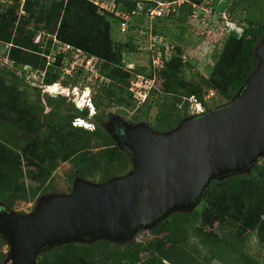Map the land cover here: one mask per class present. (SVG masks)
<instances>
[{"label": "trees", "instance_id": "16d2710c", "mask_svg": "<svg viewBox=\"0 0 264 264\" xmlns=\"http://www.w3.org/2000/svg\"><path fill=\"white\" fill-rule=\"evenodd\" d=\"M10 1L7 6L5 3L0 5V48L10 44L4 52L7 64L0 68V204L6 210L12 208L15 199L29 201L38 196L55 169L54 160L61 151L64 152L62 158L70 159L79 178L84 180L83 172L90 168L86 157L90 148L89 140L83 143L82 129L86 130L83 131L85 136H92L99 130L96 122L90 132L87 126H71L75 118L86 119L88 107L83 110L76 108V117L59 115L57 119L42 118L41 110H36L39 105L43 108L41 100H37L36 107L29 101L23 68L28 66L31 70L44 73L41 80L44 87L58 86L56 83L71 85L76 77L73 75L83 71L90 82L97 84L98 91L103 90L100 105L128 107L130 102L133 104L136 101L128 92L130 74L122 68V54L135 52L146 38L139 37L137 31L147 30L143 16L147 8L154 6L153 3L143 2V8H140L135 0H98L114 3L130 13L136 12V15H131L132 21L128 22L127 30L128 33L135 30V33H127L125 41L121 42L112 37L113 28L118 30L119 19L91 0ZM187 1L181 6L179 14L159 18L151 25L154 35L168 37L176 43V55L165 61L159 70L150 68L143 74L154 78L156 83V89L147 99L153 96L156 102L159 98L172 96L176 102L184 98L187 104L192 98L205 111H210L217 105L209 106L210 98L205 99L209 90H215L229 102L255 69L254 49L257 44L264 43V16L243 19L239 37L233 33L226 34L220 26L216 32H205L206 36H203L205 33L200 34L202 47H196L199 55L202 50L203 61L215 56V64L206 78L194 74L190 81H186L179 77L181 67L192 65L182 64V49L176 40L184 35L183 24L192 11L191 3L199 4L206 0ZM211 2L214 6V0ZM235 3L232 1V8L236 7ZM21 10L26 12V16L17 14ZM217 31L219 38L215 39ZM37 37L40 39L36 42ZM66 45L79 50L85 58H93L95 73L80 67L71 76L63 74V57L69 52L62 51ZM193 55L196 56V53ZM47 56L50 57L49 64ZM21 85L25 86L23 90ZM65 88L70 90V87ZM33 92L37 97L40 93L45 95L46 105L51 111L54 109L53 99L47 97L49 93L41 87L33 88ZM169 107L170 104L165 103V109L155 114L154 131H170L190 116L189 110L173 120L168 114ZM103 132V146L106 148L99 150V159L106 158L109 166L104 168L101 182L127 171L125 168L113 170V163L118 164L121 160L130 167L131 161L127 153L115 145L111 135L106 130ZM82 153H85V158ZM24 168L29 170V175L32 172L30 180L34 185L27 186L21 179ZM258 168L255 165L249 173L211 181L203 191L197 208L170 214L148 230L154 236L147 243L132 237L122 250H114L119 242H113L115 245L111 250L108 246L112 243L105 239L85 245L69 242L40 252L34 264H211L212 261L261 264L243 249L250 235L255 236L264 248V179ZM4 243L0 237V247ZM3 257L0 255V264L6 263L7 255L4 260Z\"/></svg>", "mask_w": 264, "mask_h": 264}, {"label": "water", "instance_id": "95a60500", "mask_svg": "<svg viewBox=\"0 0 264 264\" xmlns=\"http://www.w3.org/2000/svg\"><path fill=\"white\" fill-rule=\"evenodd\" d=\"M254 56L255 69L227 104L170 131L112 119L105 130L132 163L124 176L101 184L77 178L69 194L41 198L23 216L0 204L5 264H34L40 252L69 242L129 240L174 212L191 211L211 181L249 173L264 155V43Z\"/></svg>", "mask_w": 264, "mask_h": 264}, {"label": "rangeland", "instance_id": "374dc122", "mask_svg": "<svg viewBox=\"0 0 264 264\" xmlns=\"http://www.w3.org/2000/svg\"><path fill=\"white\" fill-rule=\"evenodd\" d=\"M9 1L0 0V5H3L2 3H5V6H7L9 5ZM135 1L138 3L137 5L140 8L141 6H143L142 3L144 2V0H135ZM232 1H235L237 3V4L235 3L236 4L235 8H232L231 6ZM10 2L12 3L14 1L11 0ZM214 6H215V14L211 16V14L205 13L204 21H202L201 18L199 17L196 19L193 18V20L187 18L186 23L183 24V26L185 25L184 35L180 37L181 41L180 38L179 40H176L178 47L182 49V53L180 55V60L182 64H191L193 66L192 67L187 65L185 67H181L179 77H183L186 81H190L194 74H198L199 76L206 78L209 75V72L211 71L213 65L215 64V60H216L215 56L212 59H207L206 61H203L202 55L204 54V52L202 50H201V54L199 55L200 51L196 47H200V48L202 47V43L200 42L202 38L200 37V34H204L205 32H210V33L216 32L218 26H220L219 28L222 31H224V29L227 28V26H230L231 30H233L232 33L236 36H239L242 33V29L244 25L242 23L243 19L252 16L260 17V18L264 16V0H214ZM222 12H225V14L228 16V20L230 21L227 25L223 20H219ZM17 14H19L20 16H26V12L24 10L22 12H17ZM214 15L217 16L218 19H215ZM143 20H144L143 22H145L144 25L147 24L148 28L151 29L150 21L147 22L144 16H143ZM208 20H211V22H208ZM129 21L130 22L132 21L131 18L129 19ZM150 29H147V31ZM128 31L127 32L125 31V33L120 32L119 35L118 33L119 31L117 30L116 27H114L112 30V37L115 40H120L121 42H124ZM132 33H135V30H131L128 34H132ZM203 36H206V33ZM216 38H219L218 31L215 36V39ZM193 46L195 48H193ZM138 47H141L142 49L136 48L135 52H131V53L124 52L122 54V61H121L122 68L130 74V76L128 77V85H129V80H131L132 77L146 74L150 68L153 69V65L151 62L152 58L158 56L157 50L149 49L147 38H144V40L140 42ZM188 53L191 55H188ZM193 53H196V56L193 55ZM170 54L171 56H173V54L176 55L175 50L168 53V56ZM182 57H184V59ZM198 57H200L199 61L197 60L199 59ZM64 66L65 64L62 63V68H64ZM84 73L85 72L81 71L76 75H73V77L74 76L76 77H74L75 80L71 85L70 83H66V84L60 83V85L56 83L58 87L61 88L70 87V90L67 93L60 92V94L57 93L56 95H47V97H51L53 99L52 104L54 109L52 111L50 110L49 106L46 105V96L40 93V97H37L36 94L33 92V88L36 87H30V85H28L26 89L29 95L28 96L29 101L34 105V107H36L37 100L38 99L41 100L43 108L41 109V105H39V107H37L36 110H41L42 118L49 117L48 119H52V118L57 119L59 115H64V116L71 115L76 117L78 116L77 112L75 111L76 108H78L79 110H83L85 108V105L89 103L88 102L89 99L90 101L92 99L94 100V103L92 101L93 107L87 111L86 119H82L81 117L79 118L74 117L75 119L72 120L71 126L74 127L77 126L75 123H73L74 121H76L78 122L79 125L80 124L87 125L88 130L90 132L95 127L94 124L96 122V125L98 126L99 130L96 133L92 134V136L88 134L87 136H85V132L83 131L86 130L82 129L81 138H83V143L85 144V141L88 142L89 140V148H90L89 153L86 156L90 168L86 169V173L84 171L83 174L85 176L84 181L93 184H101L104 183L101 182V179L103 178L105 173L104 168L106 166H107L106 168H108L109 163L106 158L101 157V159H99V156H101L99 150L106 148V146L105 147L103 146L104 143L103 131H105V126L108 125L112 121V119L114 118L120 119L122 121L134 125L142 123V124H146L149 128L152 129L155 123L154 116L159 110L165 109V103L170 104V107L168 108V114L173 118V120H176V118H178L179 116H183V114L189 112L190 106L188 105V103L187 104L185 103L186 101H184L185 100L184 98L176 102L174 101V98L172 96H168V97L159 98L156 102H154L156 98L152 96L146 99V101L141 104L137 102H133L132 104L130 102L129 103L130 106L125 108L116 105H110L108 107H104V105H100L99 103L103 99L102 98L103 90L98 91L97 84H93L94 82H90L89 81L90 79L87 78L88 77L87 74ZM107 83L108 81L106 82V84ZM24 85H21V90L24 89L25 87ZM210 92L212 96H210V102H208L209 106L217 105L218 107L228 103L215 90L208 91L206 96ZM189 113L191 115V110ZM78 119H80V121H78ZM82 154L84 155L85 158V153ZM63 156H64V152L61 151L60 155L55 158L54 160L55 169L52 171L51 175L46 179V181L44 182V186L42 187L41 191L39 192L38 196L35 199L29 201L15 199L12 202V208L11 209L7 207L6 208L13 211L17 215L23 216L32 213L36 209V206L41 198L69 194L72 191L75 179L77 178L80 179V178L71 160L63 159L62 158ZM129 165L130 167L127 166L124 162H121L120 160L118 161V164L113 163L112 169L113 170H116L117 168L127 169V171L123 175L122 174L119 175V176H124L132 169L131 161ZM255 165L259 167L258 172L262 175V178L264 179V155L257 158L252 168ZM28 171L29 170L25 168L23 169V175L21 179L24 181V183L27 186L34 185L35 183L30 180L32 172L30 171V175H29ZM36 171H38V169H36ZM36 171L34 172L37 175L38 172ZM119 176L117 175V177ZM237 186L239 185L237 184ZM197 207L198 205H196L194 208ZM216 226L217 224L214 225V228H216ZM147 231L148 230L145 229H142L141 231L138 230L137 231L138 233L136 232L135 236L133 237L137 241L147 243L148 240L153 235L152 233H150L149 231L148 233ZM128 241L131 242L130 239L120 241L119 242L120 244L117 243V246L115 247H114L115 244L109 241L112 244L109 245L108 248L112 250V248L114 247L115 248L114 250H122L123 245ZM96 242L97 240H94L89 242L88 244H93ZM76 244L85 245V243H76ZM243 249L248 255L257 258L261 264H264V248L257 242L255 236L250 235L248 237V239L244 243ZM6 254H7V245L6 243H4V245L0 247V255H4L3 260ZM211 264H222V263H219L217 261H212Z\"/></svg>", "mask_w": 264, "mask_h": 264}, {"label": "built area", "instance_id": "2783aa9c", "mask_svg": "<svg viewBox=\"0 0 264 264\" xmlns=\"http://www.w3.org/2000/svg\"><path fill=\"white\" fill-rule=\"evenodd\" d=\"M91 1L100 9H104L109 13H113L119 19L118 31L121 33H125V31L127 32L129 19L131 15L134 14L136 15L135 11H132L130 13L129 11L121 10L114 3H107L105 1L100 2L98 0H91ZM144 2H149L154 4V6L147 8L146 13L144 15L147 22L150 21L152 25L153 22L159 18H169L171 15L179 14V10L181 6L188 1L187 0H171V1L144 0ZM141 8H143V6H141ZM191 9L192 11L188 16V19L190 20L199 17L201 18L202 21H204L205 13H209L211 14V16L215 14V7L213 6L211 0H206L204 3H199V4L191 3ZM214 18L218 19L217 16L215 15ZM219 20H223L226 25L230 22L225 12L221 13ZM208 22H211V20H208ZM147 29H150L148 28V25H147ZM143 30L144 29H139L137 31L138 36L146 37L149 49L157 50L158 56L153 57L151 62L153 65V70H159L160 68H162L164 62L170 58L171 54L168 56V53L174 51L175 43L168 37L154 35L151 29L148 30L149 32L147 30L146 31ZM224 31L226 34H231L233 30H231L230 26H227V28H225ZM39 39L40 37H37L36 42ZM8 48H10V44H4V47L0 48V68H2L5 64H7L6 55H4V52ZM137 49H142V48L137 47ZM62 51L70 52V53L68 52V55L63 57V63L65 64L64 68H62L63 74L71 76L72 73L80 67L83 68L84 70L86 69L89 70L90 72H93L95 68L93 58L83 57L82 53L79 50H74L72 47L68 45L62 48ZM182 58L184 59V57ZM47 59H48L47 64L51 63L49 56H47ZM23 69L25 70L24 81L26 84L30 85L31 87H41L43 91L49 93L50 95H56L57 93L60 94V92L61 93L68 92V89L63 87L62 88L58 87L59 89L56 90V92L51 91V87L53 85L49 87L46 86L44 87L41 83L44 73L41 72L39 73L36 70H31V68L28 66H25ZM95 71L93 73H95ZM18 74L21 75L20 72H18ZM153 89H156V83L154 78L146 77L144 75H137L135 77H132L131 80H129L128 92L130 93L132 99L135 100L137 103L141 104L145 102L148 95L153 91ZM207 96H205V99H208L210 98V96H212L211 92ZM88 102L89 103L87 105L90 109L93 106L90 99ZM188 103L190 106L189 108L191 110V115H199L205 111V109L198 103H195V101H193L192 98L188 99ZM75 124L79 125L78 122H75Z\"/></svg>", "mask_w": 264, "mask_h": 264}, {"label": "clouds", "instance_id": "9594fccd", "mask_svg": "<svg viewBox=\"0 0 264 264\" xmlns=\"http://www.w3.org/2000/svg\"><path fill=\"white\" fill-rule=\"evenodd\" d=\"M232 33V32H231ZM241 35V34H240ZM239 35V36H240ZM238 36V37H239ZM188 55H189V53H188ZM209 91H212V90H209ZM85 107H88V105H85ZM89 108V107H88ZM204 112H207V111H204ZM203 112V113H204ZM202 114V113H201ZM201 114H199V115H201ZM193 116H197V115H190L189 117H193ZM77 120V119H76ZM78 121H80V119H78ZM76 121H74L73 123H75ZM77 125V124H76ZM77 126H81V127H83V128H85V126H87V125H84V124H80V125H77Z\"/></svg>", "mask_w": 264, "mask_h": 264}, {"label": "bare ground", "instance_id": "6f19581e", "mask_svg": "<svg viewBox=\"0 0 264 264\" xmlns=\"http://www.w3.org/2000/svg\"><path fill=\"white\" fill-rule=\"evenodd\" d=\"M58 89H59L58 86H55V87L51 88V91L56 92V90H58Z\"/></svg>", "mask_w": 264, "mask_h": 264}]
</instances>
